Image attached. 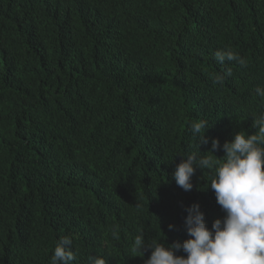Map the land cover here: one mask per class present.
I'll list each match as a JSON object with an SVG mask.
<instances>
[{
    "label": "trees",
    "instance_id": "16d2710c",
    "mask_svg": "<svg viewBox=\"0 0 264 264\" xmlns=\"http://www.w3.org/2000/svg\"><path fill=\"white\" fill-rule=\"evenodd\" d=\"M225 47L246 67L218 64ZM257 87L264 0H0V264H50L64 235L75 264H144L135 238L182 242L194 203L210 228V170L191 191L173 172L193 121L201 153L257 131Z\"/></svg>",
    "mask_w": 264,
    "mask_h": 264
},
{
    "label": "clouds",
    "instance_id": "9594fccd",
    "mask_svg": "<svg viewBox=\"0 0 264 264\" xmlns=\"http://www.w3.org/2000/svg\"><path fill=\"white\" fill-rule=\"evenodd\" d=\"M218 64L235 62L246 67V59L230 47L214 52ZM232 76V69L213 77V83L223 85ZM264 97V87L255 89ZM194 149L176 165L173 179L184 191L193 189L192 177L197 169L210 170L211 178L206 187L215 195L216 203L224 213L213 220L209 228L199 204L186 209L187 239L166 245L159 241L146 243L143 234L135 238L134 246L142 253L150 249L144 264H264V112L253 121L254 134L235 132L223 144L212 138L211 148L199 151V144H207L204 135L210 127L208 120L190 123ZM223 151V159L215 155ZM173 225H169L171 230ZM182 251L184 255H177ZM73 239L64 235L56 243L50 264H75ZM90 264H106L103 257H93Z\"/></svg>",
    "mask_w": 264,
    "mask_h": 264
}]
</instances>
